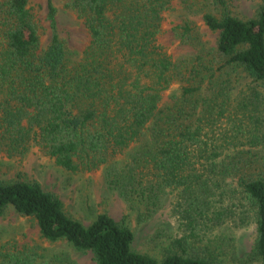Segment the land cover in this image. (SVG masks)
Here are the masks:
<instances>
[{
    "label": "trees",
    "instance_id": "trees-1",
    "mask_svg": "<svg viewBox=\"0 0 264 264\" xmlns=\"http://www.w3.org/2000/svg\"><path fill=\"white\" fill-rule=\"evenodd\" d=\"M86 29L70 48L46 0L50 34L29 0H0V154L35 147L69 174L102 169L105 182L147 222L172 194L178 227L160 255L136 250L135 234L106 212L88 224L35 179L0 178V215L35 221L39 236L91 253V264H224L237 232L253 225L247 259L264 264V0L248 18L231 0H61ZM175 16L179 42L215 45L173 57L159 42ZM170 92L169 101L163 94ZM39 245H0V264H68Z\"/></svg>",
    "mask_w": 264,
    "mask_h": 264
},
{
    "label": "rangeland",
    "instance_id": "rangeland-1",
    "mask_svg": "<svg viewBox=\"0 0 264 264\" xmlns=\"http://www.w3.org/2000/svg\"><path fill=\"white\" fill-rule=\"evenodd\" d=\"M57 8L56 25L59 34L66 40L67 45L76 50H82L89 40L88 33L70 11L62 7L61 0H52ZM234 14L241 18L251 17L257 9L260 0H231ZM36 21L41 30V42L47 43L50 29L47 19L46 0H29ZM200 34L201 42L190 45L179 42L173 31L178 22L175 16H167L163 22V32L159 35V42L173 56L197 54L212 48L216 42V33L211 32L199 16H194ZM170 92L163 94V101H169ZM20 176L38 180L45 190L56 193L64 204V209L88 224L96 213L106 212L116 220L125 218V222L135 234L133 247L136 250L157 256L165 249L166 239L154 237L159 228H164L170 236H177V224L169 215V202L172 194L166 195L160 211L147 222L138 224L135 213L130 211L127 202L116 192L111 191L105 182L104 172L98 169L91 172L69 174L57 167L48 157L42 156L34 147L23 159L8 158L0 154V178L8 179ZM255 227L250 225L237 232L236 255L227 259L224 264H259L256 260L247 259L253 245ZM14 241L17 245H39L46 248L48 258L54 255L58 260L68 264H91V253L74 250L64 240L47 242L39 236L35 221L28 217L17 215L12 209L0 215V245Z\"/></svg>",
    "mask_w": 264,
    "mask_h": 264
}]
</instances>
